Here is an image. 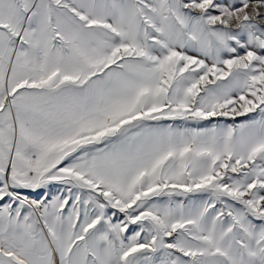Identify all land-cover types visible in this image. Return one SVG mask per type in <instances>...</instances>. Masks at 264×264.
<instances>
[{
	"label": "snow or ice",
	"instance_id": "obj_1",
	"mask_svg": "<svg viewBox=\"0 0 264 264\" xmlns=\"http://www.w3.org/2000/svg\"><path fill=\"white\" fill-rule=\"evenodd\" d=\"M0 264H264V0H0Z\"/></svg>",
	"mask_w": 264,
	"mask_h": 264
}]
</instances>
